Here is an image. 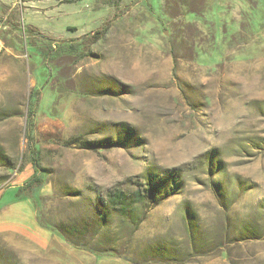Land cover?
<instances>
[{"label": "rangeland", "instance_id": "1", "mask_svg": "<svg viewBox=\"0 0 264 264\" xmlns=\"http://www.w3.org/2000/svg\"><path fill=\"white\" fill-rule=\"evenodd\" d=\"M138 1L0 0V264H264V0ZM127 7L84 55L48 63L29 34L77 40ZM34 89L39 213L14 199ZM173 169L139 225L98 201Z\"/></svg>", "mask_w": 264, "mask_h": 264}, {"label": "trees", "instance_id": "2", "mask_svg": "<svg viewBox=\"0 0 264 264\" xmlns=\"http://www.w3.org/2000/svg\"><path fill=\"white\" fill-rule=\"evenodd\" d=\"M129 9L130 7H127L124 11L114 16L111 22L103 24L92 34L83 36L77 40L58 42L44 36L32 28L30 29L29 34L42 40L44 46H39L37 48L41 56L48 63L54 60L55 55L63 56L64 54H73L81 47V45L85 46L82 48V54L84 55V51H89L91 47L95 46L105 38L112 24H114L116 20L120 19V17L129 11ZM47 69L48 71H51L49 67ZM40 95L41 89L32 90L29 96L26 115L25 138L27 140L29 163L32 166L33 175L25 184L19 186L14 194V199L18 202L31 201L34 205L33 207L37 209L38 213V194L46 182V174L42 169L40 162V150L35 144L33 137L34 118L38 108ZM69 144L78 145L85 151H98L100 149H106L111 145L110 141L107 140L88 141L80 137L73 138L69 141ZM181 171V169L168 170L160 175L150 177L146 183H134L132 185L139 187L136 192L123 189L121 185L116 186L107 190L103 194H98V201L106 210L115 212L121 217H124L125 220L129 219L131 223L139 225V223H141V219H134L137 209L141 210L144 205H156L163 201L169 194L167 190L168 187L172 184L175 185L180 181ZM211 171L212 168H210V172ZM40 226L45 227L42 222H40Z\"/></svg>", "mask_w": 264, "mask_h": 264}, {"label": "crops", "instance_id": "3", "mask_svg": "<svg viewBox=\"0 0 264 264\" xmlns=\"http://www.w3.org/2000/svg\"><path fill=\"white\" fill-rule=\"evenodd\" d=\"M16 193V192H15ZM18 210H20L19 208H18ZM26 214H27V209H26V211L25 212H23L21 215H23V217H22V219H23V222H26V220L28 221V218L26 217ZM6 228H7V225L4 223H2L1 224V226H0V229H5L6 230ZM15 229V228H14ZM30 230L32 231V229L30 228ZM16 233H19L20 235H24V236H27V237H31V233L29 232V228H26V227H22V226H20V227H17L15 230H14ZM29 232V233H28ZM41 232H39V231H37V235L36 236H42V238H43V235L44 234H40ZM44 239V238H43ZM42 239V240H43ZM44 241V240H43ZM42 241V242H43Z\"/></svg>", "mask_w": 264, "mask_h": 264}]
</instances>
